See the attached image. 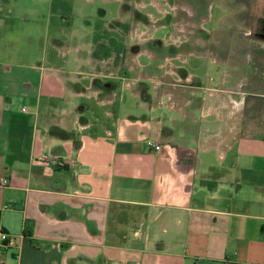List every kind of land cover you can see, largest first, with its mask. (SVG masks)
<instances>
[{
	"label": "crops",
	"instance_id": "obj_1",
	"mask_svg": "<svg viewBox=\"0 0 264 264\" xmlns=\"http://www.w3.org/2000/svg\"><path fill=\"white\" fill-rule=\"evenodd\" d=\"M10 2L0 3V173L10 181L0 188V231L13 244L1 260L264 264V124L245 116L247 63L209 54L223 68L206 82L174 63L151 69L141 52L148 80L155 69L173 82L121 81L126 95L114 73L94 69L85 89L48 57L62 45L45 26L52 2L31 15ZM84 59L91 71L92 56ZM86 90L101 118L73 102Z\"/></svg>",
	"mask_w": 264,
	"mask_h": 264
},
{
	"label": "rangeland",
	"instance_id": "obj_2",
	"mask_svg": "<svg viewBox=\"0 0 264 264\" xmlns=\"http://www.w3.org/2000/svg\"><path fill=\"white\" fill-rule=\"evenodd\" d=\"M48 1L53 4L49 10L53 17L45 26L49 25V36L62 43L51 44L48 57L51 56L54 65H64L73 72L70 77L85 89L91 86L94 69L103 76L114 73L116 81L120 80L116 83L121 93L126 95L129 92L121 81L135 83V88L173 82L155 72L158 64L164 62L167 69L175 64L198 73L203 81L209 82L204 76L207 73L217 81V72L223 67L221 60L213 64L211 57L230 51L247 63V74L251 76L246 78L245 89L249 94L245 116L264 124V98L258 96L260 86H255L258 78H264V0H11L10 3L22 6L24 13L31 15L40 13L39 4ZM141 52L153 56L150 68L155 69L149 80L138 66L149 63L147 54L138 57ZM197 52L206 58H196ZM85 56H92L91 71ZM163 57L167 60H161ZM80 68L89 72L78 74ZM126 70L127 74L122 76ZM90 93L86 90L73 102L77 107L88 105L85 117L101 118L104 111Z\"/></svg>",
	"mask_w": 264,
	"mask_h": 264
},
{
	"label": "built area",
	"instance_id": "obj_3",
	"mask_svg": "<svg viewBox=\"0 0 264 264\" xmlns=\"http://www.w3.org/2000/svg\"><path fill=\"white\" fill-rule=\"evenodd\" d=\"M145 144L148 148L154 150L155 152H158L161 149L160 144L156 143L152 139L146 140ZM9 184H10L9 179L6 176H4L2 173H0V188H5L9 186ZM12 244H13V236H11L6 232L0 231V264H5V262L1 260L2 249L6 247L10 248L12 247Z\"/></svg>",
	"mask_w": 264,
	"mask_h": 264
},
{
	"label": "trees",
	"instance_id": "obj_4",
	"mask_svg": "<svg viewBox=\"0 0 264 264\" xmlns=\"http://www.w3.org/2000/svg\"><path fill=\"white\" fill-rule=\"evenodd\" d=\"M262 8V7H261ZM141 17V16H140ZM144 17H142L141 19H143ZM261 34V33H260ZM50 133L54 136H59V137H65L66 134L63 133L61 130L57 129V128H53L50 130Z\"/></svg>",
	"mask_w": 264,
	"mask_h": 264
}]
</instances>
